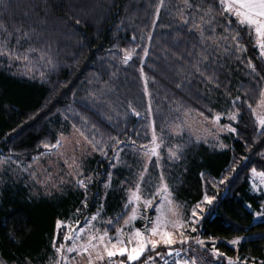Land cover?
Instances as JSON below:
<instances>
[{
  "label": "trees",
  "instance_id": "obj_1",
  "mask_svg": "<svg viewBox=\"0 0 264 264\" xmlns=\"http://www.w3.org/2000/svg\"><path fill=\"white\" fill-rule=\"evenodd\" d=\"M186 1L190 19L181 24L170 13L175 0H164L159 12L160 0H0V159L32 166L59 147L61 114L108 154L89 159L79 190L62 196L31 197L20 185L1 190L4 264L45 261L67 234L60 221L102 207L109 215L121 213L110 231L127 220L125 176L132 169L112 170L109 157L150 141L145 120L134 114L110 119L85 98V88L91 82L139 83L140 73L166 102L207 120L223 115L221 122L234 126L223 138L226 149L192 141L180 162H166L164 173L177 200L193 206L213 199L195 235L217 241L215 248L236 259L229 263L222 255L218 261L264 264V219L255 222L256 214L264 217V193L253 192L250 183L251 172L264 173V126L259 129L255 118L264 95V55L221 0ZM195 16L208 21L203 34ZM239 237L244 241L230 244ZM181 248L159 246L126 264Z\"/></svg>",
  "mask_w": 264,
  "mask_h": 264
},
{
  "label": "rangeland",
  "instance_id": "obj_2",
  "mask_svg": "<svg viewBox=\"0 0 264 264\" xmlns=\"http://www.w3.org/2000/svg\"><path fill=\"white\" fill-rule=\"evenodd\" d=\"M222 3L231 13L229 4L226 1ZM163 4L164 0H160L158 12ZM187 7L186 0H175V5L170 6L172 18L178 23H187L190 19ZM232 11L236 20L251 31L260 54L264 55V23L242 11ZM193 20L196 30L203 34L209 26L208 21L203 16H195ZM212 43H220L216 33ZM128 62L126 60L123 66ZM123 82L115 80L112 85L91 82L85 88V98L101 106L110 119H124L134 114L145 120L150 141L144 145L118 148L109 157V162H114L112 170L124 172L132 169V176H125L129 187L125 192L127 202L124 209L129 208L130 215L114 231L110 230L121 213L109 215L104 207L87 217L60 221L58 228L65 226L67 234L61 245L53 246V252L39 264H99L109 258H115L118 264L135 263L148 250L175 244L182 247L175 250L182 264H223L218 261L222 255L227 262L235 263L236 259L231 260L215 248L217 241L200 239L195 235L196 225L213 199L205 198L193 206L177 200L164 173L166 162H180L192 141L206 143L213 149H226L223 138L235 132L234 126L223 124V115L207 120L202 115L166 102L143 73H140L139 83L130 85L125 80ZM226 118L235 120L234 115ZM255 118L258 128L262 129L264 95L255 110ZM57 119L63 128L60 146L45 152L32 166L24 167L0 159V194L7 185H20L28 189L31 197L62 196L71 190H79L81 179L87 174L89 159L98 154L108 159L107 152L99 151L64 114ZM153 171L154 179L151 178ZM250 183L253 192L264 193V173L251 172ZM263 219L256 214L255 222ZM244 239L236 238L230 244L237 246ZM208 255L212 257L208 258ZM158 257L159 254L151 256L147 264ZM0 264H4L1 258Z\"/></svg>",
  "mask_w": 264,
  "mask_h": 264
},
{
  "label": "crops",
  "instance_id": "obj_3",
  "mask_svg": "<svg viewBox=\"0 0 264 264\" xmlns=\"http://www.w3.org/2000/svg\"><path fill=\"white\" fill-rule=\"evenodd\" d=\"M221 1H226V3L229 4V6L231 7V14H233L232 10L235 9L236 12L242 11L249 17L256 19L258 22L264 23V0H221ZM160 257L161 256L159 255V257L156 260L150 262L149 264L155 263V261H157ZM189 258L190 257H188V259ZM192 258H194V256H192ZM182 260H184L183 263H185L186 261L185 258ZM143 264H147V262Z\"/></svg>",
  "mask_w": 264,
  "mask_h": 264
},
{
  "label": "built area",
  "instance_id": "obj_4",
  "mask_svg": "<svg viewBox=\"0 0 264 264\" xmlns=\"http://www.w3.org/2000/svg\"><path fill=\"white\" fill-rule=\"evenodd\" d=\"M180 255L175 251H169L162 259L157 260L153 264H180ZM99 264H118L114 258H109L106 261Z\"/></svg>",
  "mask_w": 264,
  "mask_h": 264
}]
</instances>
